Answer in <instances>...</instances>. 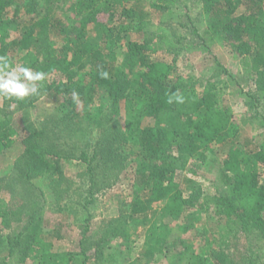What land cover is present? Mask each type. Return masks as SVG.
I'll use <instances>...</instances> for the list:
<instances>
[{
  "label": "trees",
  "instance_id": "obj_1",
  "mask_svg": "<svg viewBox=\"0 0 264 264\" xmlns=\"http://www.w3.org/2000/svg\"><path fill=\"white\" fill-rule=\"evenodd\" d=\"M145 1L72 0L68 13L58 10L62 0H0V55L7 56L13 67L45 72L41 84L60 76L44 85L57 104L58 123L95 122L104 131L92 153L84 149L77 156L58 147L54 140L58 136L47 124L31 127L20 140L23 147L13 164L15 178L30 182L43 176L61 189L66 182L64 166L72 159L86 162L84 174L93 186L97 185L100 167L105 169V176L126 169L130 201L121 207L117 225H111L100 241H92L104 255L103 247L115 237H127L129 227L135 229L140 221L153 217L159 203L164 202L166 210L183 219L195 207L206 208L199 201L200 189L184 196L175 174L186 170L191 159L214 154L222 161L229 186L215 197L211 211L214 223L225 236H245L250 253L243 264H257L249 234L257 230L264 236V142L241 138L231 106L219 101L223 92L220 83L210 79L198 91L194 83L176 74L170 63L152 56L151 38H132L142 33L150 20L151 10ZM149 1L157 10H169L172 0ZM201 2L208 16L204 35L209 42L221 45L232 60L239 61L243 77L255 87L246 98L254 107L264 99V0ZM90 24L102 29V43L91 40ZM159 29L157 40L167 48L179 45L180 39L174 34L164 27ZM123 38V45L119 44ZM118 47L123 51L122 61L118 59ZM101 71L108 72V78H101ZM73 91L79 93V104L73 101ZM173 93L183 96L184 103H168ZM98 99L99 108L93 111L91 107ZM32 102L15 100L20 108ZM2 115L0 153L12 147V137L18 133L9 115ZM148 117L155 120L154 125H143ZM14 214L0 196V224L4 228L11 227ZM41 219L36 210L31 211L25 227L24 223L18 225L24 229L10 238L7 255L17 251L25 261L35 252ZM179 226L184 232L190 227L184 223ZM203 233L209 244L213 239L208 240V230ZM224 235L219 238L224 239ZM87 240L84 237L79 241V251L53 244L50 250L33 254L35 264H87ZM172 242L185 264H237L226 248L212 245L199 252L181 237Z\"/></svg>",
  "mask_w": 264,
  "mask_h": 264
},
{
  "label": "rangeland",
  "instance_id": "obj_2",
  "mask_svg": "<svg viewBox=\"0 0 264 264\" xmlns=\"http://www.w3.org/2000/svg\"><path fill=\"white\" fill-rule=\"evenodd\" d=\"M71 1L62 0L58 10L67 11ZM145 5L151 10L150 20L144 31L138 35L133 34L132 38L140 41L146 36L151 38L152 56L170 63L175 73L194 83L198 91L210 79L220 83L223 92L219 94V101L231 106L241 138L250 137L254 143L264 142V99L256 102L254 107L246 102L247 94L254 92L255 87L243 77L239 61L232 60L221 45L209 42L204 35L208 16L201 0H172L169 2V10H157L151 7L149 0L145 1ZM162 27L171 35L174 34L176 39H180L176 48L169 49L157 40L159 28ZM89 32L91 40L102 43L100 27L90 24ZM124 41V38L119 40V44L123 45ZM117 55L122 61L124 55L119 47ZM55 79H60V76L54 75L42 84L39 95L24 98L33 99L29 107H18L16 98L6 100L0 97L2 114L7 113L18 130L12 137V147L0 153V196L6 201L8 209L16 213L11 216L10 228H4L0 224V263L35 264L33 256L50 250L53 244L79 251V241L84 237L88 239L86 246L90 255L87 264H185V260L176 254L174 244H171L180 237L199 252L212 245L226 248L225 251L231 253L235 263H244L245 257L250 253L245 236L240 235L241 233L225 236L214 223L216 218L211 213L216 195L226 192L229 187L223 176V164H220L222 161L216 159L214 154L208 153L205 159H191L186 170L175 174V180L180 184L179 189L184 196L200 189L199 201L206 208L202 210L195 207L183 219L166 210L164 202L159 203L158 211L153 217L144 223L143 220L140 221L135 229L129 227L127 237H115L108 246L103 247L104 255L99 253L93 243L104 238L111 225H117L121 207L130 201V175L128 176L126 169L116 170L105 176V169L100 167L97 185L93 186L88 181V175L84 174L86 162L72 159L64 166L66 182L62 187L65 189L63 191L51 179L43 176L33 178L30 182H19L15 178L13 164L22 151L20 140L31 127L40 128L47 124V128L58 136L54 139L58 147L65 152H74L77 156L84 149L92 153L95 144L103 137L104 131L95 122L84 121L78 125L67 122L60 124L55 120L59 113L56 110L57 104L44 87ZM99 102L100 99L93 104V111L99 108ZM135 103L139 104L138 98ZM120 105L123 108L124 101ZM25 113L27 120L24 119ZM2 114L0 115L3 116ZM154 123L155 120L151 117L143 121L145 126H152ZM133 157L135 156H131V161ZM190 180H194V183ZM32 210H36L42 217L40 236L37 246L33 248L35 252L29 253L27 260L23 261L22 255L17 251L7 255L8 245L10 238L24 229L18 225L24 223L22 226L25 227V223L30 221ZM181 223L190 225L186 232L180 228ZM204 230L209 232L208 240L213 239L209 244L205 243ZM221 235H224V239L219 238ZM249 241L255 252L256 263L264 264V236L254 230L249 234Z\"/></svg>",
  "mask_w": 264,
  "mask_h": 264
},
{
  "label": "clouds",
  "instance_id": "obj_3",
  "mask_svg": "<svg viewBox=\"0 0 264 264\" xmlns=\"http://www.w3.org/2000/svg\"><path fill=\"white\" fill-rule=\"evenodd\" d=\"M47 74L43 71H33L29 67L17 66L13 67L9 58L0 55V97L6 99L16 98L22 100L29 96H37L40 94V88L46 79ZM101 78H108L109 73L100 72ZM73 101L80 103L79 93L72 92ZM184 103V97L179 93H173L168 97V103L173 101Z\"/></svg>",
  "mask_w": 264,
  "mask_h": 264
}]
</instances>
